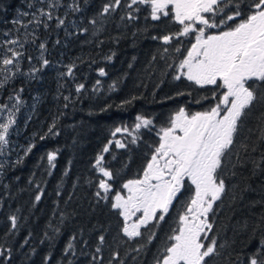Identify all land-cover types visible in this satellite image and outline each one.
I'll list each match as a JSON object with an SVG mask.
<instances>
[{
  "label": "trees",
  "instance_id": "trees-1",
  "mask_svg": "<svg viewBox=\"0 0 264 264\" xmlns=\"http://www.w3.org/2000/svg\"><path fill=\"white\" fill-rule=\"evenodd\" d=\"M52 2L0 0V60L11 56L10 48L21 53L18 67L8 66L7 81L0 64V104L9 101L18 107L8 154L0 169V245L12 250L10 262L3 264H119L120 260L124 264H153L170 244L167 237L178 227L176 217L166 216L152 229L156 238L151 244L133 251L140 249L144 240L124 236L123 217L110 202L116 192L124 191V183L142 175L159 144L160 129L168 126L181 107L188 113L208 108L209 88H200L183 76L173 79L194 37H181L179 43L170 45L152 39L179 32L181 25L171 15L153 21L146 5H133L132 14L138 18L129 20L127 4L131 0H122L104 17L98 14L108 0H80L81 11L75 13L67 7L71 0H58L60 6L52 10L53 19L46 21L45 28L36 23V18L44 19L38 10L48 11ZM56 17L65 19V24L57 27ZM93 18L98 21L95 26L89 23ZM83 28L88 31L82 32ZM11 40L18 43H7ZM41 43L46 44V50L39 48ZM177 47L180 52L174 50ZM41 58L50 64L35 74L38 79H32L29 73L41 67ZM70 65H75L73 75L61 76ZM101 68L106 75H100ZM79 84L85 87L78 93ZM181 92L184 94L177 95ZM262 110L258 108L246 125L253 129L251 134L245 131L252 140ZM137 116L152 119L153 125L134 130ZM53 124V133L58 134L49 133ZM124 126L131 136H112L116 127ZM132 137H136L135 144ZM109 140L113 143L109 152L103 153V163L114 173L113 190L108 201L97 203L94 193L101 175L94 163ZM115 140L126 143L127 148L116 147ZM31 145L35 147L26 154ZM50 151L58 152L56 167L51 170L46 159ZM250 156L258 159L259 153ZM251 169L249 163L235 169V177L227 176L228 195L218 202L216 215L209 217L215 220L218 243L225 245L222 255L211 264H247L253 253L264 248V173L252 176ZM246 184L253 190L243 192ZM37 185L44 191L39 202L34 201ZM11 215L19 217L18 230L11 228ZM99 235H104L106 242L96 253ZM117 251L118 258L114 257Z\"/></svg>",
  "mask_w": 264,
  "mask_h": 264
},
{
  "label": "snow or ice",
  "instance_id": "snow-or-ice-1",
  "mask_svg": "<svg viewBox=\"0 0 264 264\" xmlns=\"http://www.w3.org/2000/svg\"><path fill=\"white\" fill-rule=\"evenodd\" d=\"M121 3L122 0H108L98 15L104 17L114 12ZM133 5L148 6L153 21H161L162 17L171 15L181 25L179 32L154 36L152 39L170 45L173 41L179 43L181 37H194L195 42L179 62V74L173 79L180 80L183 76L200 88H210L216 103L204 111L191 114L181 107L170 118L168 126L160 129L159 144L153 149L142 175L124 183L122 187L127 193L116 192L110 207L119 210L118 214L123 217L121 230L128 240H144L140 249H133L140 251L156 238L152 229L158 228L165 221L173 202L178 200L185 189L187 178L194 185V195L185 205L183 214L179 215L178 227L167 237L170 244L165 246L163 254L153 264H211V261L222 255L221 249L225 247L218 243V236L213 231L215 220H210L209 217L216 215L218 202L222 203L228 195L227 176L235 177V169L247 167L249 163L252 165V176L264 173V110L256 117L255 140L250 135H245L246 130L249 134L253 131L246 128V125L254 112L258 108H264V0H131L127 4L129 20L138 18L132 14ZM59 6L58 0H53L48 11L39 9L38 16L44 19L36 18L37 13H33L36 23L47 28L46 21L53 19L52 10ZM67 7L73 13L80 12V0H71ZM135 11L138 12L139 7ZM55 19L57 27L65 24V19ZM89 23L95 26L98 21L93 18ZM81 31L87 32L88 29L83 28ZM7 43L15 45L18 40ZM39 48L46 50V44L41 43ZM174 50L180 52L178 47ZM8 51L11 56L0 60V64L4 66V81L9 79L8 66L17 68L21 55L19 51L11 48ZM164 51L167 52L168 48L165 47ZM108 59L111 60L112 56ZM40 64V68H33L29 73L32 79H38L35 74L47 67L50 61L41 58ZM74 67L75 65L68 66L67 72L61 73V76H72ZM99 72L101 76L106 75L103 68ZM15 74L11 73L13 76ZM2 86L3 82H0V87ZM84 87V84H79L76 91L79 93ZM217 89H223L218 98ZM15 99L17 103L20 102L19 95ZM204 99L207 100L208 97ZM104 110L106 109H102ZM136 120L138 122L135 123L134 130L153 125V120L144 116H137ZM15 123L11 112L7 122L0 123V154L9 144V129ZM54 128L55 124L48 129L49 133H53ZM119 133L131 136L127 126L116 127L112 136ZM40 139L45 137L41 136ZM112 143L109 140L108 145L95 159L94 168L101 175L94 193L97 203L108 201L109 193L113 190L111 182L114 180V173L103 163V153L109 152V145ZM131 143H136V137H132ZM115 145L121 149L128 146L121 140H115ZM34 147L35 145L29 146L26 154L31 153ZM251 153H259V158L252 159ZM57 158V151L47 153L50 170L55 169ZM3 167L0 164V169ZM36 187L38 194L34 201L39 202L44 191L39 185ZM251 190V185L246 184L242 191ZM232 198L236 199L235 196ZM137 213L141 215L136 216ZM133 217H136L135 220ZM9 219L11 228L18 230L19 217L11 215ZM28 242L25 239L23 243ZM98 242L96 253L102 251L100 245L105 244V236L99 235ZM72 247L69 243L68 248ZM11 256L12 250L0 245V264L4 261L10 262ZM119 256V251L114 253V257ZM96 258L94 256L93 260ZM119 264H124V261L120 260ZM247 264H264V248L259 250V254L253 253L247 259Z\"/></svg>",
  "mask_w": 264,
  "mask_h": 264
},
{
  "label": "flooded vegetation",
  "instance_id": "flooded-vegetation-1",
  "mask_svg": "<svg viewBox=\"0 0 264 264\" xmlns=\"http://www.w3.org/2000/svg\"><path fill=\"white\" fill-rule=\"evenodd\" d=\"M211 31H217V30H211ZM222 92H223V89L216 90L217 98L222 94ZM211 96H212V90H211ZM215 103H216V100L211 97L210 101L207 103V107L209 108ZM191 113H194V112H190L189 114ZM193 195H194V185H191V182L187 180L186 178L185 179V189L182 191V194L179 196L178 200L173 202V207L170 209V212L167 216L173 215L176 217L178 221L179 215L183 214L185 205L187 204V202Z\"/></svg>",
  "mask_w": 264,
  "mask_h": 264
},
{
  "label": "rangeland",
  "instance_id": "rangeland-1",
  "mask_svg": "<svg viewBox=\"0 0 264 264\" xmlns=\"http://www.w3.org/2000/svg\"><path fill=\"white\" fill-rule=\"evenodd\" d=\"M195 42V41H194ZM4 106H7L6 108ZM17 105H14L13 103H9V101H7L5 104H0V123H6L7 119H8V115L11 112L14 115V118L16 120V110H17ZM14 125H12L9 129V137L8 139L10 140V136L13 133V129H14ZM125 134V133H123ZM7 147L8 145L5 147L4 151L2 154H0V164L2 163V160H5L8 154L7 151ZM127 190L124 189V191L122 192V194H126ZM141 215V213H137L136 216ZM136 217H133V220H135Z\"/></svg>",
  "mask_w": 264,
  "mask_h": 264
}]
</instances>
